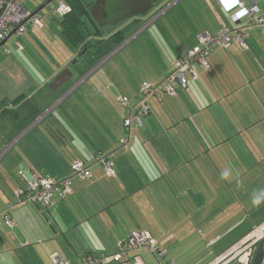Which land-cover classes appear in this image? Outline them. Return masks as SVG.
<instances>
[{"label": "crops", "instance_id": "obj_1", "mask_svg": "<svg viewBox=\"0 0 264 264\" xmlns=\"http://www.w3.org/2000/svg\"><path fill=\"white\" fill-rule=\"evenodd\" d=\"M32 1L20 3L26 6ZM92 1L84 0L86 4ZM253 2L264 11V0ZM205 4L214 21L206 18L203 32L215 33L219 20L229 28L243 25V19L240 24L232 23L230 14L222 12L213 0ZM41 5H35L33 11ZM42 26L37 29L43 30V23ZM119 29L131 31L130 27ZM25 32L15 36L22 42L15 39L16 49L8 52L9 57H16L9 63L19 82V59L30 55L28 48L36 36ZM246 33V49L237 45L215 48L208 55V70L195 64L196 78L189 76L187 87L179 89L176 97L161 94L157 101L150 96L148 116L142 126L133 125L130 131L122 123L120 129H114L110 108L128 113L117 96L127 97L134 104L142 82L128 95L113 91L111 83L100 90L92 86L81 96L82 103L72 106L73 119L67 112L62 117L53 111L33 124L62 93L59 97L51 95L45 83L31 86L34 79L22 75L24 82L23 86L18 84V95L0 102V115L8 120L6 130L11 137L7 139L0 132V150L27 130L0 162V211H5L12 221L10 228L0 227V258L51 264L50 256L57 254L74 264L86 254L110 255L131 232L147 231L163 255L157 254L156 260L141 249L130 254V262L145 264L143 259L149 257L157 264H216L257 235L264 227V201L258 207L251 201L256 195H264V38L259 27L247 28ZM196 38L186 51L173 56L169 70L176 57L196 45ZM46 54L45 62L50 59L47 72H43L47 84L74 64L75 53L69 54L63 64ZM169 70L152 83L163 80ZM84 109L98 120L95 132H87L90 141L84 140V133L75 123ZM36 112L40 114L37 118ZM58 130H63L66 138L56 139L53 133ZM125 139H129L128 143L122 144ZM83 154L89 158L84 159ZM99 157L112 163L114 176H105ZM75 160L89 167L91 178L71 181L69 192L51 208L56 209L57 217L49 209L59 230L38 207L45 226L27 225L23 220L28 218L14 223L9 213L24 217L23 206L30 204L18 195L23 185L17 173L26 170L56 182L67 177ZM97 163L101 164L95 166ZM225 171L229 173L227 178L222 176ZM61 233L65 239L68 236L71 244L68 238L66 241L72 249ZM232 259L226 264H234Z\"/></svg>", "mask_w": 264, "mask_h": 264}, {"label": "rangeland", "instance_id": "obj_2", "mask_svg": "<svg viewBox=\"0 0 264 264\" xmlns=\"http://www.w3.org/2000/svg\"><path fill=\"white\" fill-rule=\"evenodd\" d=\"M19 1L23 2L24 0ZM63 1L67 2V0ZM170 1L171 0H159L154 4V7L146 16L125 21L119 24L117 28L130 27L131 31L126 37V39H128L138 31L144 22L152 16L158 8L164 6ZM44 2L46 1L33 0L32 2H27L26 7L33 11L35 5H41ZM205 2L206 0H180L179 3L173 5L167 12L162 14L156 22L144 29L142 33L140 32L127 45L110 57L88 79L78 85L76 90L73 93L71 92V95H68L64 101L60 103L62 105L56 108L53 114L62 115L63 117V115H65L64 113L67 112L73 119V115L71 114V112H73L72 106L74 104L80 105L82 103L81 96L85 95L92 86L95 89L100 90L101 86L103 87L104 85L111 83L114 86V88H112L113 91L117 90V92L122 95H128L130 89H134L138 83L143 81L151 83L156 82L163 73L169 70V63L173 56L186 51L195 43L196 35L200 32L206 31V18L211 22L214 21L210 11L206 8ZM56 6L57 0H54L40 12L42 17L41 21L44 25L43 30H38L33 27L32 31L31 24L28 23L25 25L26 35L29 36L32 33V35L35 34L36 36L33 38L31 47L28 48L30 55L22 59L18 58L20 60L19 65H17L20 72V82L18 81V75L15 73L16 70H12L9 63V61H11L10 58L16 57H9L8 55L9 51L16 49L14 42L17 38L12 36L4 46L0 47V70L3 71L2 74L0 72V102L5 99H8L9 101L13 100L15 96L18 95L20 90L18 84L23 86L21 83L23 81L21 78L22 75L34 79L30 83L32 84L31 86L35 85L37 87L42 83H45V90H49L52 80L50 83L46 84V77L43 78V72H47V63L50 62V59H48L47 63L45 62L46 53L55 56L54 60H57L62 64L67 63L69 54L73 55V51L67 46L61 36L59 18L53 14V10ZM136 19H140V22H137ZM17 40L20 42L21 39ZM68 67V70L72 73V78L56 92H51V95L59 94V97L61 93H66L70 87L74 86L83 78H79L81 68L80 62H76V64L73 65L69 64ZM193 68L196 70L195 64H193ZM23 90L27 91V89ZM79 114V120L75 121L78 126L77 129L82 133H94V125L98 124L97 118L92 116L91 111L87 112L84 110L79 112ZM7 127H9L8 120L0 115V132H2L8 139L10 137V132H7ZM124 135L127 136V133L124 132ZM83 155L85 157L84 159L89 158L88 154ZM100 164L101 163H97L95 166ZM24 205V217L13 212L9 213L10 216H12L14 223L17 224L19 222L20 224V221L22 220L21 218H28L23 220V222L26 221L27 225L33 223L36 228L40 225L45 226V222L42 220V215H40L38 208L32 204L26 203ZM50 212L57 217L56 209H51ZM26 213L28 214L27 217ZM63 213L65 212L63 211ZM60 214H62V211ZM67 220L70 221L69 218H67ZM73 234L77 236L78 233L73 232ZM67 238L68 236L66 239ZM67 240L71 244L69 238ZM90 243L94 244V241H90ZM1 250L2 249L0 248V253L2 252ZM138 259L141 260L143 258ZM143 260H145V264H157L153 258L147 257ZM24 263L29 264L27 259L13 261L10 256L0 258V264Z\"/></svg>", "mask_w": 264, "mask_h": 264}, {"label": "built area", "instance_id": "obj_3", "mask_svg": "<svg viewBox=\"0 0 264 264\" xmlns=\"http://www.w3.org/2000/svg\"><path fill=\"white\" fill-rule=\"evenodd\" d=\"M216 6L224 13L230 14L232 23L240 24L243 19V25L229 28L218 21V29L215 33L210 34L203 32L196 38V45L176 57L170 65L167 76L159 83L142 82L139 88V97L132 104L131 100L124 96H117V101L123 108L128 109V114L123 120V127L128 131L132 126L140 127L144 118L148 116L149 105L147 99L152 96L157 101L161 100V94L169 97H176L178 90L185 89L188 83V77L196 78L193 71V64H196L201 70L206 71L209 68L208 55L215 48L227 49L231 45H237L246 49L245 40L247 39L246 29L250 27H259L262 37L264 38V11L260 10L253 0H213ZM180 0H171L164 6L158 8L152 16H150L138 31L131 37L126 39L116 50L101 60L95 67L89 70L83 78L76 83L66 93H62L59 99L47 108L35 121L36 124L48 117L56 108L64 101V99L74 92L78 85L88 79L99 67H101L110 57H112L121 48L127 45L140 32L151 26L159 17L167 12L173 5L179 3ZM248 2L250 4H248ZM57 17H64L70 12V6L63 0H57V6L53 10ZM31 11L17 0H0V44L12 32V36L20 37L25 32V24L32 23L33 27L41 29L42 22L40 14L32 17ZM18 49H22L21 45L16 42ZM178 88V89H177ZM27 130L22 131L18 136L13 138L9 143L0 150V162L8 154V152L23 138ZM129 140V139H128ZM128 140H122V144H127ZM97 161L103 163L104 174L107 177L114 176L112 163L101 157ZM23 187L19 190L18 195L24 197L25 201L30 204L44 209H51L56 205L57 199L69 192L70 183L73 179L88 180L91 178L89 167L80 160H75L70 165L69 173L66 178L59 181H52L49 178L38 177L26 170L17 173ZM12 221L5 211H0V227L10 228ZM262 230V229H261ZM256 236V235H253ZM262 236V235H261ZM261 236H257L258 239ZM252 237V236H251ZM250 237V238H251ZM144 249L148 254L156 259V255H163V251L158 249L155 240L147 231L131 232L128 237L117 243L115 252L110 255L98 256L95 254H86L74 264H140L130 262V254L134 251ZM157 260V259H156ZM51 264H71L57 254L50 256ZM174 264V263H172Z\"/></svg>", "mask_w": 264, "mask_h": 264}, {"label": "trees", "instance_id": "obj_4", "mask_svg": "<svg viewBox=\"0 0 264 264\" xmlns=\"http://www.w3.org/2000/svg\"><path fill=\"white\" fill-rule=\"evenodd\" d=\"M67 2L70 6V12L64 17H58L60 18V33L64 42L75 53L73 60L76 61H73L74 64L80 62L79 78H81L101 60L116 50L126 40L129 33L126 31L127 29H118L117 26L114 28H97L88 14L94 1L87 4L84 0H67ZM86 105L90 107L91 104L87 103ZM110 109L111 113L109 116L113 120V127L114 129H120V125L121 123L123 125V120L128 113L116 108ZM38 113L36 112L34 115L35 118L42 111L39 115ZM84 136L85 141H90L91 136L89 134L84 133Z\"/></svg>", "mask_w": 264, "mask_h": 264}, {"label": "water", "instance_id": "obj_5", "mask_svg": "<svg viewBox=\"0 0 264 264\" xmlns=\"http://www.w3.org/2000/svg\"><path fill=\"white\" fill-rule=\"evenodd\" d=\"M52 1L54 0H47L44 2L31 13L30 17L39 14ZM158 1L159 0H94L88 14L97 28H114L125 21L146 16L153 8V5ZM13 34L14 32L1 42L0 47L4 46ZM71 77L72 73L68 69L62 70L52 81L50 90L52 92L57 91L61 86L66 84ZM58 132L53 133L56 139L63 140V137L66 138L63 130H58ZM39 209L42 211L44 218L50 222L52 226L59 230L56 222L50 215L49 210L44 208ZM257 236L261 237L258 239ZM61 237L65 242H67L62 233ZM66 245L72 249L68 242ZM231 258H233L232 260H235L234 264H262L264 258V227L256 236L248 238L216 264H226Z\"/></svg>", "mask_w": 264, "mask_h": 264}, {"label": "clouds", "instance_id": "obj_6", "mask_svg": "<svg viewBox=\"0 0 264 264\" xmlns=\"http://www.w3.org/2000/svg\"><path fill=\"white\" fill-rule=\"evenodd\" d=\"M229 173L227 171L222 173L223 178H227ZM264 201V195H256L253 197L251 203L254 207H258Z\"/></svg>", "mask_w": 264, "mask_h": 264}, {"label": "flooded vegetation", "instance_id": "obj_7", "mask_svg": "<svg viewBox=\"0 0 264 264\" xmlns=\"http://www.w3.org/2000/svg\"><path fill=\"white\" fill-rule=\"evenodd\" d=\"M153 7H154V5H153Z\"/></svg>", "mask_w": 264, "mask_h": 264}]
</instances>
